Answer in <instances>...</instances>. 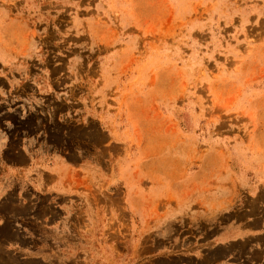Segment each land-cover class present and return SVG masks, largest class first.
Listing matches in <instances>:
<instances>
[{
  "label": "rangeland",
  "instance_id": "374dc122",
  "mask_svg": "<svg viewBox=\"0 0 264 264\" xmlns=\"http://www.w3.org/2000/svg\"><path fill=\"white\" fill-rule=\"evenodd\" d=\"M244 222L264 0H0V264H264Z\"/></svg>",
  "mask_w": 264,
  "mask_h": 264
},
{
  "label": "crops",
  "instance_id": "0c3cea01",
  "mask_svg": "<svg viewBox=\"0 0 264 264\" xmlns=\"http://www.w3.org/2000/svg\"><path fill=\"white\" fill-rule=\"evenodd\" d=\"M30 171V166L23 165L19 168H11L8 170V176L13 177H24L32 173ZM64 171L61 170V165L58 161L51 160V165L48 169V173L46 177L49 181V188L53 190H57L61 186V175H63ZM46 174V173H45ZM38 179V176L35 177ZM263 224L253 226L251 223H240L234 225L232 229L225 233L223 239L220 242H232L236 240H244V239H252L259 238L263 236L264 230H262Z\"/></svg>",
  "mask_w": 264,
  "mask_h": 264
}]
</instances>
